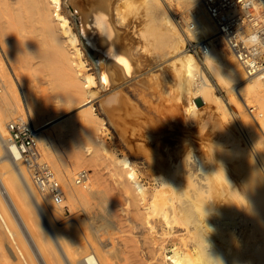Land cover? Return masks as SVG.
<instances>
[{"label": "rangeland", "instance_id": "rangeland-1", "mask_svg": "<svg viewBox=\"0 0 264 264\" xmlns=\"http://www.w3.org/2000/svg\"><path fill=\"white\" fill-rule=\"evenodd\" d=\"M63 1L66 6L64 7L65 13L71 19L75 31H77L78 24L74 15H81L83 10H86L85 8H89L90 2L91 6L102 2V0L95 2L90 0ZM110 1L111 3L115 2L114 4L121 3L120 6L125 16V19H121V15L118 14L119 18L114 11L113 19H111L112 26L116 34L124 38V40L121 39L124 45L126 43L127 46H131L134 43L132 45L133 55L137 59L133 58V61H138L142 66L138 63V68L137 63L134 62L133 73L128 75L124 85H120L119 81L114 79L112 87L108 90L102 91L94 88L96 91L90 97L88 104L77 105L78 102L81 103L88 97L79 95L78 89L74 90L72 79L66 73L59 72L60 67L63 66L61 63L53 61V64L45 67L41 58L32 53L31 49L33 48L28 45L29 38L28 44L24 45L28 31L25 33L26 40L24 39L22 42L24 46L19 44L20 41H18L19 47L17 41L15 45L12 39L14 36L5 40V42L8 40L9 43H13L17 47L16 49L19 48V51L22 52L21 54L18 52V57L16 52L13 53L17 59L11 58L14 59V62H10L9 58L12 55L8 54L11 49L14 51L11 48L13 44H8L10 50L8 48V52H6L4 44H7L1 45L0 42V45L3 46V49L0 46L1 59L4 58V62L1 61L2 65L5 63V68H8L6 71L11 74L10 77L14 78L17 87V96L13 106L18 107L19 110L8 121L23 116L37 129L44 124L46 117L53 116V114L47 115L50 108L53 110L60 108L61 114L53 123L36 130L41 147V158L54 170L61 186L63 182L59 178L56 166L64 174H67V171L71 172L70 179L68 175L66 176L70 185H74V177L78 171L84 169L89 172L88 185L90 188L93 187V189L91 188L93 193L89 195L88 201H68L63 197L60 204H49L55 198L42 195L37 191L28 168L20 161V165L22 163L27 175L30 176L32 185L35 186L36 192L41 197L38 196L45 203L44 207L48 212V217L62 235L70 242L77 244L76 264H99V262L100 264H158L159 260L165 262L164 254L170 256L176 251L179 255H184L185 241L191 245L194 254L197 255L198 250L195 249L194 239L196 241L198 237L194 233H189L187 220L180 222L173 234L165 229L163 222L166 217L173 214L177 205L182 206L190 203L192 213L203 218L207 223H218L219 228L222 229L220 230L222 233L218 234L215 229L208 228L210 232L207 231L204 235L207 246L198 255L197 264H264V184L251 161V158L256 161L257 158L264 160V122L261 120L256 122L255 117L245 104L248 101L249 106L256 107V115H259L258 112H264L260 100L249 97L250 99L245 101L239 95L231 93L230 88L219 81L211 68L208 67L205 55H195L199 68L212 84V93L203 95L201 92V95L198 93L194 98L198 109L193 113L199 123H195V125L190 123L188 126L192 134L189 137L186 136L181 130L182 127L176 125L175 116L179 115L178 118L185 119L189 114L185 111V104L177 99L178 86L175 82L177 75L171 66L172 63L168 62V59H173L171 55L164 54L163 42L156 41L161 32H168L167 28L160 27L157 30L159 33L155 32L156 40H153L151 39L153 37L152 30L151 32L149 30L153 23H149L146 7L142 3L131 4L129 1L122 2L123 0H109L108 3ZM163 2L165 5L167 4L168 14L173 17L178 27L177 35L182 34L185 39L183 48L188 51L185 46L188 39L187 27L193 20V14L191 15L179 0H164ZM137 13L141 15L142 24L136 22L137 18L134 15ZM84 22L86 26L89 23L87 28L92 31L93 21L85 20ZM39 28L37 37L43 38V40L39 39L44 42L42 48L51 49L46 34H44L45 38ZM125 37L131 41L126 40ZM190 38L200 40L194 37ZM213 44L217 50H224L228 56L233 57L225 44L216 41V39ZM81 50L85 69L89 73H94L91 60L82 46ZM10 53L12 54V52ZM8 55L9 58H7ZM10 63H13L14 68ZM217 65L222 71L223 65L219 62ZM261 89L264 90V85L261 86ZM72 94H77V96L74 100L69 101L68 97ZM216 95L224 100L223 104L219 102ZM231 97L234 98L233 103H231ZM176 99L182 103L178 104ZM62 107L66 108L63 110ZM67 107L69 108L67 109ZM178 112L183 113L180 116ZM239 115L241 117L238 118ZM238 124H241L246 136L239 132ZM6 130L10 137L7 124ZM97 132L104 139L103 146L99 147L98 143L94 142H85L88 139L87 135L90 134L95 139ZM160 134L163 136L160 137ZM183 136L193 139V141L196 140L193 142V145L194 143L197 145L193 146L195 149L193 154L199 155L192 156L196 157L199 165L204 167L206 174L210 175L206 191L202 195H198L197 198L192 197L193 192L188 185V177L185 173V162L188 155H169V151L177 147L178 143L182 144L180 137L183 138ZM155 141L162 142L159 143L158 149ZM200 141L203 144L202 149ZM179 146L181 147V145ZM244 148L248 155L242 154ZM256 148L262 155H256ZM172 156L176 158L175 165L171 164ZM125 160L136 168L148 191L153 192L156 187H161L160 184L162 185V182L166 181L167 191L158 196L152 210L145 208L143 204L139 206L124 192ZM56 162L59 164L57 165ZM196 164L194 168L197 167ZM0 172H4V169ZM63 173L61 176L64 175ZM83 190L86 191L87 188L83 187ZM31 216L34 220L32 222L39 229L38 220L33 218V215ZM183 216L186 219H191L185 212ZM38 219L40 227L41 224L43 226L41 214L38 215ZM91 224L95 230L100 228L102 231H108L113 240H118L120 243L117 252H110L109 250L114 248L115 242L112 243L109 240L108 233H103V236L108 238L105 243L103 242L104 250L108 251L104 253L105 255L103 254L102 260L99 258V262L91 255L86 235ZM45 226L47 230H51L49 222L45 221ZM1 228H3L5 238L11 239L3 225ZM51 232L53 233L52 230ZM248 233H251L252 237L246 239L245 234ZM97 235L96 233L95 237L98 240ZM96 239L95 241H97ZM214 243L219 247L212 249ZM98 244H101L100 240H98ZM249 247L250 251H248ZM18 262L25 264L21 259ZM169 263L170 260H166L165 264ZM183 264L190 263L183 260Z\"/></svg>", "mask_w": 264, "mask_h": 264}, {"label": "bare ground", "instance_id": "bare-ground-1", "mask_svg": "<svg viewBox=\"0 0 264 264\" xmlns=\"http://www.w3.org/2000/svg\"><path fill=\"white\" fill-rule=\"evenodd\" d=\"M90 1L95 2L97 0ZM125 1H129L131 4H136L140 2L146 7V15L150 19L149 23H153L149 29L150 32L152 30L151 35L153 37L151 39L156 40L155 32L160 29V27L163 26L164 28H167L168 32H161L160 37L157 38L156 41L163 42L164 54L171 55V58L173 59H168V62L170 61L169 63H172L171 66L174 68L177 75V78L175 79L176 85L178 86V92H176V95H178L177 99L181 100L183 102L182 103L180 101L182 104H185V111L189 114V116H186L185 119L178 118L177 116L179 115L175 116V119L177 121L176 125L177 127L180 125L182 127L181 130L186 136L189 137L192 132L188 125L190 123H192L193 125H195V123H199L198 120L194 117L193 113L194 110L198 109L194 98L197 97L198 93L199 95H201V92L203 93V95L205 93H212V84L206 74L201 71L202 69L199 68V63L196 56L192 52L186 51L183 48L185 39L182 34L180 36L177 35V33L179 32L178 27L175 21L173 20V17L168 14L169 11H167L166 9L167 4H164V0H123L122 2ZM179 1L186 6L187 10L191 13V15L193 14V20L190 21L189 24L191 22H194L197 25L196 31H190L187 27V41L189 39H192L190 37H194L203 41L209 39L210 37L216 34V27L206 14L199 0ZM108 2L109 0H102V2H100V4L96 6H91L92 3L90 2V5L88 4L89 8H85L86 10L82 9L83 12L81 15L76 16L75 14L74 17L76 18L78 24L76 28L77 31H75L71 24V19H69L67 14L65 13L64 7L66 6L63 0H0V42L2 43L0 44L3 45L4 43H6L7 45H10L13 43L15 44L17 41V45L19 47V44L23 45L22 42L24 41L26 34H28V37L26 36L27 40L25 39L26 41L24 45L28 44L29 38L28 45L33 48L31 49L32 53H34L35 56L41 58V62L45 65V67L46 65L50 66V64H53V61H58V63H61L63 66L60 67L61 69H59V72L66 73L69 78L72 79L74 90L78 89L79 95H87L88 97V99H84L81 103L78 102L77 105L88 104L90 101V97L93 96L96 90L104 91L110 89L113 85L114 79L118 80L120 85H124L126 78L129 74H132L134 70L135 60L133 61L134 50L132 46L134 43L131 44V46H127L126 43L124 45L122 41L124 40V38H121L116 34V31L112 26L111 22V19H113L112 14L114 13V11L115 13H117V15H121V19H125L124 11L122 12L123 9L120 6L121 3L118 2L119 5H117L118 3L114 4L115 2ZM134 17L137 18L136 22L142 24V18L140 14L137 13L134 15ZM85 20L93 21L92 23L94 24L91 27L92 31L87 28L89 23L86 26V23L84 22ZM38 28L42 30L44 37V34H46L51 49L42 48V43L44 42L39 41L40 38L37 37L39 36V32L37 31ZM27 31L28 33H26ZM42 33H40L41 37H43ZM157 33L159 32L157 31ZM10 36H14V38H12L14 42L9 43L8 40L5 42V40L8 39ZM127 38L126 40L128 41L131 39L130 36V39ZM11 40L9 41L12 42ZM40 40H43V38ZM18 41H20L19 44ZM7 45L4 44V50L6 52H8L7 49L9 48V45ZM13 45H11V48H13L14 51H12V49L10 51L12 52V54L8 52L9 55H12L11 57L9 55L7 56V58L10 57L9 60L15 57V54H13L15 52L16 56H19V48L16 49V44L14 46ZM21 45L20 47L24 46ZM81 46L84 48L86 54L91 60V63L94 68V73H89L85 69L86 66L81 57ZM1 48L3 49V46H1ZM89 49L93 51V55L90 54ZM21 53L22 52H20V54ZM1 56L2 55L0 53V170L4 169V172H0V264H19L18 261L20 259L23 260L25 264H76V260L78 257L77 244L70 242V240H68L64 235H62L61 232L58 231V229L55 227L54 223L48 217V212H46L47 210L44 207L45 203L41 201V196L38 192H36L34 188L35 186L32 185L31 180L29 178L30 176L27 175L22 163L20 165V160H18L19 153L13 145L11 137H9L8 132L6 130V124L8 129V123L11 121H8V119H10L13 114L19 109L18 107L13 106L17 96V87L14 82L15 80H13L14 78L10 77L11 74H8L9 72L6 71L8 70V68H5V63L3 64V67L2 63L4 62V58L1 59ZM2 60L3 62H1ZM15 60H17L16 57ZM11 61L14 62V59H11L10 62ZM205 62L208 67L211 68L217 79L226 84L228 88H230L231 93L233 92L237 94V96L239 95L241 99L245 101L249 97H254L255 99L258 98L257 100H260L262 110L264 111V90L261 89V86L264 85V76L247 77L243 68L235 59V57L228 56V54L224 50H217L216 46L213 43L209 53L205 55ZM218 62L223 65L222 71L218 68ZM136 63L139 68L140 63L138 61L135 62V64ZM10 64L12 67L13 63ZM140 66L142 65L140 64ZM76 96L77 94H72L68 97V100H74ZM216 96L219 102L223 104L224 100L220 96ZM179 100L177 101L179 102ZM230 100L231 103H233L232 101L234 100V98L231 97ZM180 102L178 104H180ZM245 104L248 106V101H246ZM65 108L62 107L63 110ZM68 108L69 107H67V109ZM58 109L57 110L59 112L60 108ZM57 110H53L50 108L47 111V115L53 114V116H48L49 118L46 117L45 122L41 127H45L53 123L59 117L58 115L61 113L56 112ZM178 113L181 116L183 112ZM258 113L259 115L257 114L254 119L256 120V122H258V120L264 122V112ZM260 116L262 117L259 118ZM170 117L172 119V116ZM237 117L239 118L241 117V115ZM162 122L164 121L162 120ZM168 122L169 121H167V123ZM40 128L37 129L40 130ZM92 132L95 133L93 130ZM162 136L160 134V137ZM185 137L183 136L184 139L180 137L182 144H178L181 145V147L179 145V147H174L172 150L169 151V155H188L185 162V173L188 177V185L193 192L192 197L197 198L198 195H202L204 191H206V188L208 186L207 182L210 179V175L208 173L206 174L204 167L200 166L196 157L192 156L199 155L197 153L193 154V151L195 150L193 147L195 143L193 145V142H196V140L193 141V139ZM87 138L88 141L85 140V142L87 143H98L97 145H99V147L100 145L103 146L104 144V139L98 134V132L96 134L95 139H93L90 134L87 135ZM160 142L155 141L157 149L160 145ZM199 144L201 145L202 141H200ZM201 147L203 148V144L202 146H200V148ZM242 154L248 155L246 148H244ZM256 155H262L258 148H256ZM172 157L173 159L171 160V164L175 165L177 163L176 158L174 156ZM251 161L255 171H257V173L259 174L261 182L264 184V160L261 158H257L256 161L251 158ZM194 162L195 164H198H196L197 167L195 168V164H193ZM124 163V192H126L127 196L133 199L139 206L143 204L145 208L152 210L154 208L155 201L158 196L160 194L166 193L167 191V184L165 183L166 181L162 182V185L160 184L161 187H156L153 192L148 191L146 184L139 177V173L136 168L129 164L127 160H125ZM58 164L59 163H57V165ZM56 170L58 171V175H60L59 178H61L63 182L62 195L55 198V200H51L53 202H49V204L57 203L58 205L62 202L63 197L66 198V200L68 201L72 200L75 202L89 200V195H92L93 193L92 186V189L89 187V185L84 187L87 188V190L85 191L83 190V187L81 188V186L75 184L74 181V185H70V183L67 181H69L70 177L72 176L71 172H68L67 169V174L65 173V175L62 171H60V169H58L57 166ZM61 173H63L65 176H61ZM67 175L69 176L68 180H66ZM44 195H47L48 197L52 198L50 194ZM184 212L189 215L188 217H190L191 219L184 218ZM40 214L43 217V226L41 224V227L39 222L40 220L38 219V215ZM31 215H33V218L38 220L39 229H37L34 222H32L34 220L32 219ZM186 220L188 221L187 225L189 227V233L196 234L199 239H197L196 241L194 239V242L196 244L195 249L198 250V253H196L197 255H195L193 249L191 248V245L187 241H185V248L183 252L184 255H179V253L176 251L170 256L164 254V258L166 257L164 261L166 262V260H170L169 264H183V260H187L190 264H197L198 255L200 254V252L204 251L207 246L204 235L205 233H207L208 228L215 229L218 234L220 233V230H222L221 228H219L220 225L218 223H207V221H205L203 218L197 217V215L192 213V206L190 203H187L182 206L177 205L174 209L173 214L166 217L163 222L165 223V229H167L169 233L173 234L176 228L178 227L179 223ZM45 221L49 222L53 233L51 232V230H47L45 226ZM2 225L12 240H8L5 238L6 236L2 231L3 228H1ZM96 233L98 234V240H100L101 244H98V240L95 237ZM103 233H108V231H102L100 230V228L95 230L92 224L90 225L89 230L86 231L90 250L92 252L91 255L95 259H97L98 262L99 258H101L102 260L103 256L105 255L104 253L108 251L104 250L105 246L103 242L105 243V240H108V238L107 236H103ZM231 234L233 233L231 232ZM245 237L246 239H249L252 237V234H245ZM95 239L97 241H95ZM109 240L112 243L115 242L114 248L109 251L117 252L119 250L118 248H120L119 241L115 239L113 240V237L111 236L109 237ZM214 244L215 245L212 246V249H216L217 247H219L218 244ZM248 251H250V247ZM165 262L159 260L158 264H165ZM20 264H22V262Z\"/></svg>", "mask_w": 264, "mask_h": 264}, {"label": "built area", "instance_id": "built-area-1", "mask_svg": "<svg viewBox=\"0 0 264 264\" xmlns=\"http://www.w3.org/2000/svg\"><path fill=\"white\" fill-rule=\"evenodd\" d=\"M206 14L216 27V34L207 40L189 39L185 46L196 56L209 53L214 39L225 44L243 68L247 77L264 76V0H199ZM190 31L197 25L191 22ZM256 117V107L248 105ZM239 132H246L238 124ZM11 141L20 160L29 170L32 180L41 194L54 198L62 195V186L51 166L42 160L41 147L36 129L30 121L18 116L8 123ZM75 184L86 187L88 170L75 174Z\"/></svg>", "mask_w": 264, "mask_h": 264}, {"label": "water", "instance_id": "water-1", "mask_svg": "<svg viewBox=\"0 0 264 264\" xmlns=\"http://www.w3.org/2000/svg\"><path fill=\"white\" fill-rule=\"evenodd\" d=\"M89 51H90V54H91V55H93V54H94V53H93V51H92L91 49H89Z\"/></svg>", "mask_w": 264, "mask_h": 264}]
</instances>
